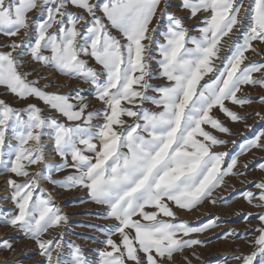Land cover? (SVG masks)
<instances>
[{
  "label": "snow or ice",
  "instance_id": "obj_1",
  "mask_svg": "<svg viewBox=\"0 0 264 264\" xmlns=\"http://www.w3.org/2000/svg\"><path fill=\"white\" fill-rule=\"evenodd\" d=\"M172 6L171 0H0V36L8 38L0 45L7 49L0 50V87L19 100L41 101L51 113L45 115L36 104L16 108L0 99V171L24 178L7 179L10 192L4 199L14 208L0 210V225L33 240L47 264H172L175 254L205 243L194 234L217 224L178 221L169 202L181 210L197 208L226 177L244 174L235 171L239 155L264 150L262 130L225 167L228 154L212 149L228 141L204 127L231 135L213 110L240 121L244 117L225 102L243 107L253 103L244 86L264 88V62L245 63L249 51L259 54L254 42L264 43V0H249L247 6L244 0H181L187 19L199 18L195 29L170 12ZM34 11L39 19L30 16ZM161 22H166L163 30ZM234 30L242 37L225 45ZM21 32L34 33L33 39H12ZM225 46L228 54L221 57ZM29 63L89 84L104 108L89 110L91 101L82 89L75 95L47 91L54 81L40 86L43 77L30 80L34 70H24ZM259 102L264 104V96ZM45 137L61 158L55 167L46 159ZM33 165L47 167L44 178L52 184L86 189L94 203L106 206L102 218L118 222L105 232V246L94 250L95 257L66 242L62 232L42 239L67 217L50 196L36 195L42 174L30 173ZM258 167L264 170V163ZM67 168L75 174L52 178V171ZM254 187L257 192L241 196L264 208V180ZM256 218L264 225V212ZM255 231L251 254L233 259L264 264V226ZM117 234L119 241L113 239ZM221 238L240 237L227 230ZM12 247L0 240V249Z\"/></svg>",
  "mask_w": 264,
  "mask_h": 264
},
{
  "label": "rangeland",
  "instance_id": "obj_2",
  "mask_svg": "<svg viewBox=\"0 0 264 264\" xmlns=\"http://www.w3.org/2000/svg\"><path fill=\"white\" fill-rule=\"evenodd\" d=\"M172 7L169 8L170 12H175L178 16L185 18V24L190 29L199 27L198 19H187L188 13L182 10L179 5L181 0H171ZM249 0H244L245 6H247ZM77 11L76 9H72ZM35 19H39L37 12L30 13ZM166 22H161L160 28L164 29ZM247 23V21H245ZM155 24V22H154ZM114 34H116L114 32ZM192 34H196L195 31ZM34 33H30L25 37L21 32L20 36L12 39L19 42L21 39L31 41ZM242 37V33L235 32L225 38L224 44L227 45L232 40H236ZM6 37L0 36V45L7 42ZM258 49V53L249 51L246 53L249 61L264 62V43L254 42ZM0 50H7L6 48H0ZM228 54V48L225 46L220 52V56L224 57ZM93 67H97L94 62H90ZM217 66H220V60L215 61ZM155 68V64H153ZM25 71L34 70L29 79H36L37 77H43L39 80L40 86H43L50 81H54L47 91H59L61 93H69L75 95V91L82 89V95L88 97L91 101L89 110L103 109L104 105L94 99L93 89L89 84L77 79H70L57 73L50 67H43L35 63H29L24 68ZM254 75H259L254 74ZM212 74L204 77L201 81L203 84L205 81L211 79ZM67 84V87H61L62 84ZM153 83H163L161 80H154ZM243 94L247 95L253 100V103L240 107L233 105L230 102H225L226 106L232 111L237 112L244 119L232 122L225 117L218 109L213 110V115L218 117L231 131V135L220 133L211 129L210 126L205 125L207 131L212 132L219 139L226 140L228 143L215 146L212 150L214 152H225L228 155L225 157L226 167L231 158L237 156L240 153L241 146L247 141L253 139L260 131L264 130V104L259 102V97L264 96V88L257 86H244ZM238 95H240L238 93ZM0 99H4L7 103L16 108H24L29 103L36 104L45 110L44 114H51L46 106L35 98H29L27 100H19L15 96L6 93L4 88L0 87ZM259 113L260 115H256ZM59 118V117H58ZM62 119V118H60ZM127 119V118H126ZM130 122V121H129ZM44 141H50L47 137ZM15 144V141L12 142ZM45 143V142H44ZM49 146V147H48ZM46 159L49 164L54 167L62 163L61 158L57 156L53 151V145L50 141V145L45 143ZM91 155V153H87ZM51 155V156H50ZM4 159H8L7 156ZM239 163L235 171H243V175L229 176L225 178V183L221 187L217 188L211 198L204 200V202L197 208L189 210H181L169 202V206L174 212H176L178 221H187L191 226H201L210 221H215L217 226L206 230L203 233L194 234V238L205 241V243L192 248L185 249L183 253L174 255L172 264H242L241 261L233 259L238 255H248L254 250V247L250 241L254 240L259 235L258 231H255L258 227H262L261 222L256 218V214L264 212V208H255L247 203L241 196L244 191L258 190L254 187L255 182L264 180V170H260L258 165L264 163V150L252 149L246 154L239 155ZM69 163L71 160L69 158ZM247 164V169L243 168V165ZM29 172H40L42 174L40 179V188L37 189V196H44L52 201L54 207L58 208L61 214L67 217V223L63 224L59 228L50 229L42 239H49L56 236L57 233L62 232L65 236L66 242H75L80 245L85 254L90 258L95 257L94 250L103 248L105 245L101 243L105 239V232L109 227L118 223L113 219H103L106 214V206L98 205L94 203L86 189L83 188H62L59 185L50 183L44 177H47L49 172L47 167L42 165H33L29 169ZM75 174V170L67 168L61 172L52 171V178L55 180H63L67 175ZM12 176L18 182H23V177H15L14 175L0 171V210L3 212H10L13 210L14 205L10 200L4 199L10 192L7 185V179ZM43 189V192H41ZM211 200H215L216 203H212ZM152 209H149L151 211ZM248 213L253 215L245 220V216ZM158 218L171 220L170 217ZM139 219V217H136ZM227 230H235L240 238L222 239L221 236ZM8 240L12 244V249H0V264H47L46 258L40 255V249L38 245L30 238L24 236V234L18 229H13L7 225H0V240ZM114 240L119 241V235L113 236ZM186 258V259H185ZM167 264V262H165ZM258 264V261L256 262Z\"/></svg>",
  "mask_w": 264,
  "mask_h": 264
},
{
  "label": "bare ground",
  "instance_id": "obj_3",
  "mask_svg": "<svg viewBox=\"0 0 264 264\" xmlns=\"http://www.w3.org/2000/svg\"><path fill=\"white\" fill-rule=\"evenodd\" d=\"M13 142V141H12ZM45 143H47V145H50V141H44ZM49 147V146H48ZM51 156V155H50ZM1 194V192H0ZM1 260V259H0Z\"/></svg>",
  "mask_w": 264,
  "mask_h": 264
}]
</instances>
